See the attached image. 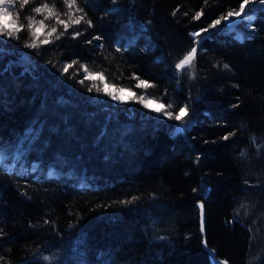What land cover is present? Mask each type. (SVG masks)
Segmentation results:
<instances>
[{"label":"trees","instance_id":"trees-1","mask_svg":"<svg viewBox=\"0 0 264 264\" xmlns=\"http://www.w3.org/2000/svg\"><path fill=\"white\" fill-rule=\"evenodd\" d=\"M13 1L24 26L0 58V142L22 157L0 167V264H264V11L214 30L242 0H76L72 33L30 49L34 9L66 2ZM83 68L174 114L190 104V130L137 100L95 102Z\"/></svg>","mask_w":264,"mask_h":264},{"label":"snow or ice","instance_id":"snow-or-ice-1","mask_svg":"<svg viewBox=\"0 0 264 264\" xmlns=\"http://www.w3.org/2000/svg\"><path fill=\"white\" fill-rule=\"evenodd\" d=\"M23 4L26 5L28 4L29 0H22ZM67 7L69 9H72L73 6L75 5L76 0H65ZM113 3L116 2V0H112ZM260 3L264 4V0H260ZM249 4V0H242V3L239 6V11H230L227 12L226 15H222L220 16L218 19L214 20L212 22V24L209 26L211 29H217L218 25H221L222 21L226 22L227 25H232L233 27H237L238 24L241 23V21L239 19H233V17H241L243 13H245L246 9L245 6ZM10 8H12V0H0V16H4V17H10L11 16V11L9 10ZM47 9V5H45L44 7H36L34 9L35 12L37 13H42L43 11H45ZM49 13L51 14V10H48ZM112 11H118V9H112ZM258 11H264V9H260L259 7L253 6V7H249L247 9V14L243 15V21L247 22V25L249 27H254V25L252 24V21L255 18V14ZM76 12H83V9L80 8H76ZM202 13H197L195 16V19L199 20L200 16ZM72 15V14H70ZM84 19L83 15H80L74 19H71V23L73 24H79L81 22V20ZM58 23H61L64 25L65 30H67V28L69 27V22L67 21H62V20H58ZM89 24V26L91 25V21L87 22ZM225 24V25H226ZM44 27L43 22L40 23V27L35 29L33 32V35L35 36L37 32L40 31V29H42ZM22 30V25L21 26H17L15 28H6L3 24H0V58H2L4 55H6L7 53V49L4 47V44L6 43L7 40H11V39H19L18 33L19 31ZM56 32V29L53 28L52 32L48 33L49 36L52 35V33ZM208 33L209 32V28H204L200 31H196L194 32L192 35L196 36V37H200L201 33ZM239 33V32H238ZM74 36H78L80 35L79 32H75L73 33ZM237 35V34H236ZM246 37L239 33V39L242 41L244 40ZM57 39H59V36H57ZM95 40L100 41L103 38L100 36H95L94 37ZM43 44H48L50 43V41L48 39H44L42 41ZM89 43H91V41H89ZM118 43V47H117V51H127L131 45L130 43L125 44L122 42H117ZM196 46H193L190 51L179 61V63L176 64V68L177 69H183L186 65H192L193 60L196 58L197 56V52H198V46L200 44L203 43V39L197 40L194 42ZM25 47H30L32 49L37 48V44L36 43H32L30 45L26 44ZM98 48H102L103 44H98L97 45ZM29 58V57H28ZM29 61L30 58H29ZM71 67V65H67L64 67L63 72H67L68 68ZM223 67L225 69L229 68L228 64H224ZM31 69V63L28 64V67L25 69L26 71ZM85 71H87V69H85ZM95 76L94 73L89 72L87 78L88 79H93ZM101 79H103V76L100 77ZM82 83V81H81ZM142 84L144 83L143 81L141 82ZM91 88H89V92H91ZM99 91V89H98ZM119 91H124V89H119ZM105 94L110 97V99L112 101H118L120 103H124L125 101L123 100V98L117 94H115L114 92L111 91H106ZM196 99H200V97H196ZM145 107H148V105L145 103L144 104ZM164 105H161L159 109H156L157 112L161 111L164 109ZM168 108H171L172 105L169 104L167 105ZM193 111L194 109L191 108V105L188 103H185L184 106L180 107L178 109V111L174 114L173 112L170 111H165L164 115L167 116V118L169 120L174 119L177 122H182V123H177L175 126L177 132L181 131V130H190V126L193 124L194 120L189 118L188 120H185V117H188L189 112ZM159 119V117H158ZM225 140L228 139V136L224 137ZM22 150H17L15 157L12 156V154L9 152V150L7 149L6 146L3 145L2 142H0V167H5L7 168V164L6 161H8L9 159H16L17 162H19V159L22 157L21 154ZM241 155H243V153H241ZM15 168V165H13V169ZM49 176H54L56 175L55 172L50 171L48 173ZM201 208H203V205H201ZM161 239H164V237H161ZM47 259V258H45ZM215 259V258H213ZM223 264H228L227 261H224Z\"/></svg>","mask_w":264,"mask_h":264},{"label":"rangeland","instance_id":"rangeland-1","mask_svg":"<svg viewBox=\"0 0 264 264\" xmlns=\"http://www.w3.org/2000/svg\"><path fill=\"white\" fill-rule=\"evenodd\" d=\"M248 5L246 8V12L248 9ZM44 6L45 5H42L39 7H44ZM9 10L11 11V16L10 17L0 16V24H3L6 28H15L17 26H21V24L19 23L18 18L16 16V12L14 10V1L13 0H12V8H10ZM48 10H51V14L49 13ZM70 14H72V15H70ZM76 17H78L77 12L73 8L69 9L67 7V4H66L63 11H58L57 8L51 7L49 5H47V9L45 11H43L42 13H37L34 11V14H32L30 18H28V21L26 23V27H27L28 34H29L28 45H30L32 43H36L37 48H35V49H38V48L45 45L42 43V41L44 39H48L51 42V41L57 39V36L62 37V36H66V35L71 34L73 31V28H76L77 24H73L70 21H71V19H74ZM58 20L69 22V27L67 28V30H65L63 24L58 23ZM241 21H243V20H241ZM41 22H43L44 27L42 29H40V31L37 32L36 35L34 36L33 32L35 29L40 27ZM221 24H222L221 27H223V26H225L226 22L222 21ZM23 26H24V24L22 25V28H23ZM53 28L56 29V32L52 33V35L49 36L48 33L52 32ZM193 33L194 32L191 33V37L194 40H198L199 38H201V36L196 37V36L192 35ZM30 49H32V48H30ZM85 69H87V68H83V70H82L83 78L87 79L89 82L91 81V85L93 87V90H91L90 93L93 94V100L95 102L107 100L113 105L122 104L118 101H112L110 99V97H108L105 94L106 91H111V92H114L115 94L121 96L123 98V100L125 101L124 103H128L131 100H137V101H139L140 105L144 109H146L147 111L157 115L160 118L168 119L167 116L164 115L165 111H170V109L168 107H164V109L159 111V112L156 111V109H159L160 106L163 105L161 102L156 101L154 99H151V98L147 97L145 94L139 96L138 98H135V94L133 91L126 89V88H114L113 86L108 85L105 82L104 78L103 79L100 78L101 74H98V73H94L95 76L93 79H88L87 76H88V73L90 71L88 69H87V71H85ZM184 69H186V70H188V72H190V70H192V65H190V66L186 65L183 69H178V71L181 72ZM98 89H99V91H98ZM119 89H124V91L121 92V91H119ZM145 103L148 105V107L144 106ZM155 104H156V106H155ZM157 105H158V107H157Z\"/></svg>","mask_w":264,"mask_h":264},{"label":"water","instance_id":"water-1","mask_svg":"<svg viewBox=\"0 0 264 264\" xmlns=\"http://www.w3.org/2000/svg\"><path fill=\"white\" fill-rule=\"evenodd\" d=\"M253 6H256V7H259L260 9H264V4H262V3H260V2H257V3H255V4H250V5H248V8L249 7H253ZM240 21L241 20H243V15L241 16V17H239L238 18ZM234 27L232 26V25H225V26H223V27H220V28H218L217 30H220V29H227V30H232ZM211 32H209V33H207V34H205V35H203L200 39H205L209 34H210ZM236 38H238L239 39V35H237L236 36ZM199 39V40H200ZM196 46V45H195ZM199 47V46H198ZM179 63V62H178ZM182 123V122H181ZM184 130H181V132H183ZM212 263L213 264H223V261H219V260H216V259H213L212 260Z\"/></svg>","mask_w":264,"mask_h":264},{"label":"bare ground","instance_id":"bare-ground-1","mask_svg":"<svg viewBox=\"0 0 264 264\" xmlns=\"http://www.w3.org/2000/svg\"><path fill=\"white\" fill-rule=\"evenodd\" d=\"M247 8V5L245 6V9ZM244 14H247V12L245 11V13H243L242 15H244ZM233 19H238L237 17H233ZM155 106H156V104H155ZM157 107H158V105H157ZM185 131V130H184ZM183 131V132H184Z\"/></svg>","mask_w":264,"mask_h":264},{"label":"clouds","instance_id":"clouds-1","mask_svg":"<svg viewBox=\"0 0 264 264\" xmlns=\"http://www.w3.org/2000/svg\"><path fill=\"white\" fill-rule=\"evenodd\" d=\"M47 258V259H45ZM44 260L48 261L50 258L48 256L43 257Z\"/></svg>","mask_w":264,"mask_h":264}]
</instances>
